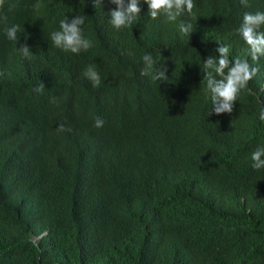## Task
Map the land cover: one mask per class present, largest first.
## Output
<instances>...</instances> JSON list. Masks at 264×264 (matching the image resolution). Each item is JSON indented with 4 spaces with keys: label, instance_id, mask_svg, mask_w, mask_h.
I'll list each match as a JSON object with an SVG mask.
<instances>
[{
    "label": "trees",
    "instance_id": "1",
    "mask_svg": "<svg viewBox=\"0 0 264 264\" xmlns=\"http://www.w3.org/2000/svg\"><path fill=\"white\" fill-rule=\"evenodd\" d=\"M193 3L170 22L141 0L117 30L111 0H4L0 264H264V168L251 161L264 147V57L237 32L264 0ZM79 16L91 47H56L51 33ZM225 45L258 71L232 113L211 114L203 64ZM145 54L166 81L141 75Z\"/></svg>",
    "mask_w": 264,
    "mask_h": 264
},
{
    "label": "clouds",
    "instance_id": "2",
    "mask_svg": "<svg viewBox=\"0 0 264 264\" xmlns=\"http://www.w3.org/2000/svg\"><path fill=\"white\" fill-rule=\"evenodd\" d=\"M117 7L110 12L111 19L109 23L115 29L119 30L126 26H130L140 16L141 0H128L125 5L124 0H111ZM148 5V15L152 19H156L163 15L167 21L175 22L185 10L191 14L195 7L193 0H144ZM241 3L246 5V0H241ZM4 0H0V8L3 7ZM15 7V4L9 5V10ZM6 19V17H4ZM84 17L79 16L70 23L67 19L60 21V30L51 33V39L54 45L64 51H70L78 54L82 49L87 50L91 47V42L85 39L82 35L81 25L84 24ZM264 25V12H245L242 23L237 29L238 34L244 40L247 47V54L253 62H258L261 57H264V31H261V26ZM192 30L191 23L181 21L179 31L188 35ZM19 25H14L6 29V34L9 40L15 41ZM219 56H210L203 64L204 70H207L205 77L206 92L210 95L212 103V112L217 114L222 112L232 113L233 105L237 100L241 90L248 86L249 81L256 75L258 68L253 67L247 59L239 57L230 59L229 47L221 46L217 49ZM23 55H28L27 47H24ZM143 61H147V66L141 71V75H151L152 80L160 79L167 80L164 71L153 68V59L151 55H144ZM85 76L92 82L93 86L100 84V75L95 65H89L85 70ZM44 84L35 89L37 92H43ZM260 119L264 120V110L260 112ZM103 120L97 118L95 127L103 126ZM70 131L65 129L63 124H60L58 131ZM264 147L256 148L251 154L253 169L264 168Z\"/></svg>",
    "mask_w": 264,
    "mask_h": 264
}]
</instances>
